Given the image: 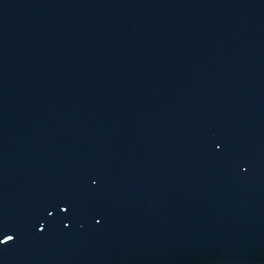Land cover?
Segmentation results:
<instances>
[{
  "label": "water",
  "instance_id": "1",
  "mask_svg": "<svg viewBox=\"0 0 264 264\" xmlns=\"http://www.w3.org/2000/svg\"><path fill=\"white\" fill-rule=\"evenodd\" d=\"M0 264H264V0H0Z\"/></svg>",
  "mask_w": 264,
  "mask_h": 264
}]
</instances>
